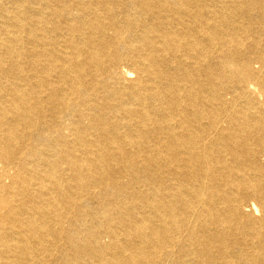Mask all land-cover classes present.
Returning <instances> with one entry per match:
<instances>
[{"label":"bare ground","instance_id":"bare-ground-1","mask_svg":"<svg viewBox=\"0 0 264 264\" xmlns=\"http://www.w3.org/2000/svg\"><path fill=\"white\" fill-rule=\"evenodd\" d=\"M0 264H264V0H0Z\"/></svg>","mask_w":264,"mask_h":264}]
</instances>
